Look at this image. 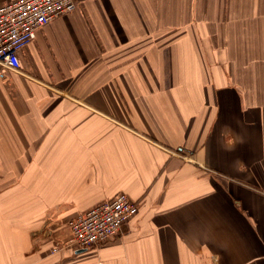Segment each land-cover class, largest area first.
Here are the masks:
<instances>
[{
  "label": "crops",
  "instance_id": "1",
  "mask_svg": "<svg viewBox=\"0 0 264 264\" xmlns=\"http://www.w3.org/2000/svg\"><path fill=\"white\" fill-rule=\"evenodd\" d=\"M75 1L0 63V264H264V0Z\"/></svg>",
  "mask_w": 264,
  "mask_h": 264
},
{
  "label": "built area",
  "instance_id": "2",
  "mask_svg": "<svg viewBox=\"0 0 264 264\" xmlns=\"http://www.w3.org/2000/svg\"><path fill=\"white\" fill-rule=\"evenodd\" d=\"M75 0H13L0 3V63L8 70L20 68L18 53L35 32L75 10ZM137 205L123 192L78 212L68 221L71 242L78 249L99 246L118 236L122 225L137 214ZM58 243L52 249L57 251Z\"/></svg>",
  "mask_w": 264,
  "mask_h": 264
},
{
  "label": "rangeland",
  "instance_id": "3",
  "mask_svg": "<svg viewBox=\"0 0 264 264\" xmlns=\"http://www.w3.org/2000/svg\"><path fill=\"white\" fill-rule=\"evenodd\" d=\"M71 235V234H70ZM70 242H71V237H70ZM59 245H60V243H58V245H57V247L56 248H59Z\"/></svg>",
  "mask_w": 264,
  "mask_h": 264
}]
</instances>
